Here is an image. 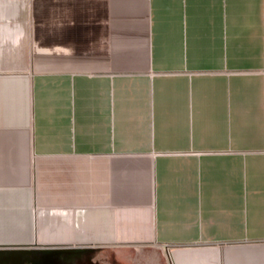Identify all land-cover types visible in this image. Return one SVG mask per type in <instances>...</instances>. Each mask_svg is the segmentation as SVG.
<instances>
[{
  "label": "crops",
  "instance_id": "1",
  "mask_svg": "<svg viewBox=\"0 0 264 264\" xmlns=\"http://www.w3.org/2000/svg\"><path fill=\"white\" fill-rule=\"evenodd\" d=\"M1 248L264 264V0H0Z\"/></svg>",
  "mask_w": 264,
  "mask_h": 264
},
{
  "label": "water",
  "instance_id": "2",
  "mask_svg": "<svg viewBox=\"0 0 264 264\" xmlns=\"http://www.w3.org/2000/svg\"><path fill=\"white\" fill-rule=\"evenodd\" d=\"M10 249H0V252H8Z\"/></svg>",
  "mask_w": 264,
  "mask_h": 264
},
{
  "label": "rangeland",
  "instance_id": "3",
  "mask_svg": "<svg viewBox=\"0 0 264 264\" xmlns=\"http://www.w3.org/2000/svg\"><path fill=\"white\" fill-rule=\"evenodd\" d=\"M2 249V248H1ZM6 249V248H5ZM60 250V249H59ZM55 251V250H54Z\"/></svg>",
  "mask_w": 264,
  "mask_h": 264
}]
</instances>
